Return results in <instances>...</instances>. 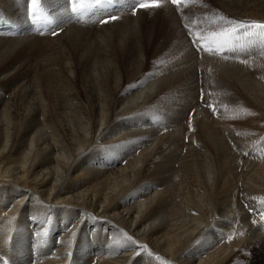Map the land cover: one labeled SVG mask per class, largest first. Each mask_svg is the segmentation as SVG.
I'll list each match as a JSON object with an SVG mask.
<instances>
[{
  "label": "bare ground",
  "instance_id": "bare-ground-1",
  "mask_svg": "<svg viewBox=\"0 0 264 264\" xmlns=\"http://www.w3.org/2000/svg\"><path fill=\"white\" fill-rule=\"evenodd\" d=\"M66 1L0 0L21 29L0 32V176L29 188L0 189V264H240L254 239L264 255V37L194 50L220 17L264 22V0L102 25L65 20ZM29 5L57 35L25 27ZM47 46L61 66L24 64Z\"/></svg>",
  "mask_w": 264,
  "mask_h": 264
},
{
  "label": "rangeland",
  "instance_id": "rangeland-1",
  "mask_svg": "<svg viewBox=\"0 0 264 264\" xmlns=\"http://www.w3.org/2000/svg\"><path fill=\"white\" fill-rule=\"evenodd\" d=\"M26 53H27V60L29 63H24V64L26 66H30L31 68L38 66L41 69L43 68L44 65H49V66H53V67L61 66L62 63H57V62L62 61L64 63L65 57L67 54V53H64L63 55H61L60 54L61 52H60L58 46H47V47H44L41 49H39L37 47H29L26 49ZM80 86H82V85L80 84ZM172 99H174L173 102L175 104L177 102L176 97H173ZM213 109L215 110V109H217V107L213 108ZM188 140L189 139L186 138V142H188ZM230 144L233 148H236V146H237L236 143H234L232 140L230 141ZM203 145L205 147H207L204 143H203ZM187 146H190V144H188ZM195 146L203 148L201 143L198 145H196V143H195ZM184 152H185V150H184ZM115 168L118 169L119 167L116 166ZM21 184H19L17 182V185H16V183H14L13 181L5 179L4 176H0V189H6V188H9V187L14 186V185L20 186ZM27 185H29L31 187V183H28ZM22 186L25 189H29L27 186H24L23 184H22ZM32 192H34V191H32ZM90 236H91L90 238L92 239V237L94 235L91 234ZM243 237L246 238V242H247L248 240H251L253 238V235H251V234L249 235L248 232H246V233L244 232ZM252 246H254L255 248ZM36 250H37V248H36ZM244 253H245V255L242 258H240V261H241L240 264H243V263L244 264H264L263 251H262L261 246H260L259 242L257 241V239H254V240L247 242L245 244ZM45 259L46 258L40 259L39 261L32 262V263L35 264V263H38L40 261L44 262ZM251 260H254L255 262H252Z\"/></svg>",
  "mask_w": 264,
  "mask_h": 264
},
{
  "label": "snow or ice",
  "instance_id": "snow-or-ice-1",
  "mask_svg": "<svg viewBox=\"0 0 264 264\" xmlns=\"http://www.w3.org/2000/svg\"><path fill=\"white\" fill-rule=\"evenodd\" d=\"M187 0H171V3L180 6L185 4ZM32 4L36 3V0H31ZM158 0H138V3L133 7V15L136 14L138 9H148L158 7ZM31 12V9H30ZM116 16H109L108 19L102 20L101 23H108L109 21L116 20ZM220 21L223 25H227L228 27H221L219 31L212 32L208 36H199L198 41H204V44L200 46V50H203L208 53H219L224 48L225 45L229 42L230 38L233 34L237 32L238 29H248L246 34L249 35H259L264 37V22H255L253 21L250 24H245L241 22H237L236 20L225 19L224 17H220ZM53 35H57V33H53ZM227 59V57H225ZM246 63V61H244ZM128 241L132 244H136V241L133 240L131 236L127 237ZM137 247L143 248V245H137ZM159 259V257H157Z\"/></svg>",
  "mask_w": 264,
  "mask_h": 264
}]
</instances>
